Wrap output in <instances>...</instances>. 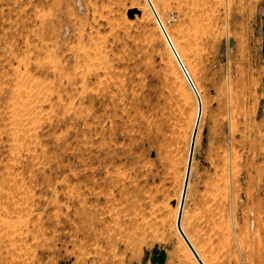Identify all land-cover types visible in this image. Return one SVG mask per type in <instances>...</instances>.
<instances>
[{
    "label": "rangeland",
    "instance_id": "1",
    "mask_svg": "<svg viewBox=\"0 0 264 264\" xmlns=\"http://www.w3.org/2000/svg\"><path fill=\"white\" fill-rule=\"evenodd\" d=\"M263 82L264 0H0V264H264Z\"/></svg>",
    "mask_w": 264,
    "mask_h": 264
},
{
    "label": "water",
    "instance_id": "2",
    "mask_svg": "<svg viewBox=\"0 0 264 264\" xmlns=\"http://www.w3.org/2000/svg\"><path fill=\"white\" fill-rule=\"evenodd\" d=\"M131 18L133 16V12H130L129 15ZM234 46V42L231 41L230 42V47ZM192 88L195 92V94L197 95L198 92L196 90V88L194 87V85L192 84ZM198 103H199V116H201L202 114V104H201V99L200 97H198ZM200 122V117H198V124ZM207 136V131L204 132V137ZM196 138H197V131H195L194 136H193V142L191 145V150H190V156H189V160H188V167H187V173H186V179H185V185H184V190H183V194H182V199H181V205H180V213L178 216V230L180 232V234L182 235V237L184 238V240L186 241V243L188 244V246L190 247V249L192 250L193 254L196 256V258H199L196 251L193 249V247L190 245L189 241L187 240L184 232L182 231L181 228V219H182V211L184 209L185 206V199H186V195H187V191H188V185H189V180H190V176H191V168H192V163H193V157H194V151H195V142H196ZM166 260V252L165 251H161L159 253L158 256H155L153 261L157 264H164ZM199 264H204L202 260H199Z\"/></svg>",
    "mask_w": 264,
    "mask_h": 264
},
{
    "label": "crops",
    "instance_id": "3",
    "mask_svg": "<svg viewBox=\"0 0 264 264\" xmlns=\"http://www.w3.org/2000/svg\"><path fill=\"white\" fill-rule=\"evenodd\" d=\"M256 92L258 94L257 97H258L259 106L263 104L264 107V82L259 84Z\"/></svg>",
    "mask_w": 264,
    "mask_h": 264
},
{
    "label": "bare ground",
    "instance_id": "4",
    "mask_svg": "<svg viewBox=\"0 0 264 264\" xmlns=\"http://www.w3.org/2000/svg\"><path fill=\"white\" fill-rule=\"evenodd\" d=\"M197 259H199V258H197Z\"/></svg>",
    "mask_w": 264,
    "mask_h": 264
},
{
    "label": "built area",
    "instance_id": "5",
    "mask_svg": "<svg viewBox=\"0 0 264 264\" xmlns=\"http://www.w3.org/2000/svg\"><path fill=\"white\" fill-rule=\"evenodd\" d=\"M183 66V65H182ZM189 77V76H188Z\"/></svg>",
    "mask_w": 264,
    "mask_h": 264
}]
</instances>
